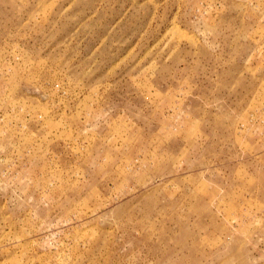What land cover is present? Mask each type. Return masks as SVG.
Segmentation results:
<instances>
[{"label":"rangeland","instance_id":"374dc122","mask_svg":"<svg viewBox=\"0 0 264 264\" xmlns=\"http://www.w3.org/2000/svg\"><path fill=\"white\" fill-rule=\"evenodd\" d=\"M0 264H264V0H0Z\"/></svg>","mask_w":264,"mask_h":264}]
</instances>
